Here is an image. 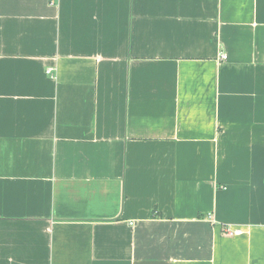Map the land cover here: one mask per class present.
I'll use <instances>...</instances> for the list:
<instances>
[{"label": "crops", "instance_id": "0c3cea01", "mask_svg": "<svg viewBox=\"0 0 264 264\" xmlns=\"http://www.w3.org/2000/svg\"><path fill=\"white\" fill-rule=\"evenodd\" d=\"M0 264H264V0H0Z\"/></svg>", "mask_w": 264, "mask_h": 264}, {"label": "built area", "instance_id": "2783aa9c", "mask_svg": "<svg viewBox=\"0 0 264 264\" xmlns=\"http://www.w3.org/2000/svg\"><path fill=\"white\" fill-rule=\"evenodd\" d=\"M219 59H226L225 53H219ZM46 73H51V69H47ZM222 231L228 236L237 235L240 232V228L232 226V225H223Z\"/></svg>", "mask_w": 264, "mask_h": 264}]
</instances>
